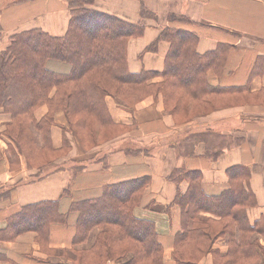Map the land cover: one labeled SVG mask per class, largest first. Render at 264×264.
<instances>
[{
    "label": "crops",
    "instance_id": "crops-1",
    "mask_svg": "<svg viewBox=\"0 0 264 264\" xmlns=\"http://www.w3.org/2000/svg\"><path fill=\"white\" fill-rule=\"evenodd\" d=\"M5 3L8 5L0 9V52L6 50L13 35L23 31L41 29L62 37L69 29L68 0ZM86 7L145 26L143 35L128 43L131 73L161 74L170 43L159 42L152 51L148 48L164 29H185L197 35L200 55L221 50L214 69L208 72V82L231 92L215 97L217 106L213 111L187 124L175 122L161 95L145 99L134 111L121 108L108 97L114 121L131 129L91 152L82 149L76 135L67 134L71 150L60 163L72 161L75 168H83L79 172L67 165L38 177V170L29 169L24 159L21 169L12 172L5 157L0 162V233L7 232L9 220L23 207L59 201L61 211L66 213L76 201L100 197L107 185L147 178L149 186L134 214L156 224L165 262L174 264L175 238L183 226L181 208L172 203L178 191L186 194L189 189L188 182L177 185L171 181V174L179 169L201 172L202 189L210 196L230 189L229 169H248V187L255 204L248 207L247 217L251 225L264 222V0H92ZM182 16L191 23L170 22L171 17ZM50 67L55 70L58 64L51 63ZM162 81V77L152 80ZM46 113V107L37 111L38 121ZM64 124V116L59 114L51 131L57 149L63 146L60 127ZM193 136L200 137L195 146L189 141ZM0 146L6 148L2 140ZM76 222L77 215L71 214L67 224L51 225L45 241H40L35 232L1 239L0 264H75V252L91 249L99 232L93 230L86 244L75 245ZM257 239L264 247V238ZM229 248L226 238L214 244L223 257ZM198 264H213V255L207 254Z\"/></svg>",
    "mask_w": 264,
    "mask_h": 264
},
{
    "label": "trees",
    "instance_id": "trees-1",
    "mask_svg": "<svg viewBox=\"0 0 264 264\" xmlns=\"http://www.w3.org/2000/svg\"><path fill=\"white\" fill-rule=\"evenodd\" d=\"M89 1L68 0L71 19L64 36L31 29L13 35L6 50L0 52V108L12 116V125L5 133L12 172L21 166V159L29 169L40 172L57 164L71 150L65 137L69 132L77 136L87 152L127 133L131 127L114 121L108 97L121 108L134 111L145 99L161 95L175 122L187 124L213 111L217 106L215 97L231 92L208 82V72L214 69L221 50L200 55L197 35L185 29H164L148 48L152 51L159 42L170 43L161 74L131 73L128 42L141 37L145 26L88 9ZM170 22L191 23L184 16L171 17ZM51 63L68 65L70 71H56ZM156 77L163 81L153 83ZM44 105L48 115L36 121L35 112ZM59 113L64 114L66 125L63 146L57 149L51 131ZM199 138L193 136L190 144L195 146ZM82 169L74 167L73 171ZM227 175L230 189L210 196L202 189L201 172L179 169L171 174V181L177 185L184 181L189 184L187 193L178 191L172 203L181 208L183 226L175 238L174 264H198L207 254L213 255V264H264V247L257 239L264 238V222L251 225L247 217L248 207L255 204L248 187L250 173L244 167H233ZM148 186L147 178L107 185L100 197L76 201L66 213L61 211L59 201L23 207L9 220L10 227L0 233V240L35 232L40 241H45L51 225L67 224L70 215L76 214L75 245L86 244L93 230L99 232L91 249L75 252V264H107L124 259L125 264H167L156 224L134 214ZM221 238H226L230 246L226 257L214 249Z\"/></svg>",
    "mask_w": 264,
    "mask_h": 264
},
{
    "label": "rangeland",
    "instance_id": "rangeland-1",
    "mask_svg": "<svg viewBox=\"0 0 264 264\" xmlns=\"http://www.w3.org/2000/svg\"><path fill=\"white\" fill-rule=\"evenodd\" d=\"M9 3V2H8ZM4 5H6V3H5V0H0V9L4 6ZM8 5V4H7ZM6 5V6H7ZM5 7V6H4ZM3 7V8H4ZM16 35V34H15ZM129 43V42H128ZM58 64V67H55V70L56 71H59V72H63V73H69V71H70V66H68V65H65V64H60V63H57ZM32 74H34V73H32ZM52 93H54V90H53V92ZM116 103H118V102H116ZM119 104V103H118ZM15 106H17V104H15ZM43 107H46L47 108V113H46V115L42 118V119H44L47 115H48V112H49V110H48V107H47V105H44V106H41L39 109H37V111H39L41 108H43ZM126 110H129V109H126ZM37 111L35 112V120L37 121L38 120V118L36 117V113H37ZM196 112H200V110L197 108V111ZM59 114H62L63 116H64V114L63 113H59ZM58 114V115H59ZM57 115V116H58ZM56 116V117H57ZM6 119V120H8V121H5V122H1V120L2 119ZM41 119V120H42ZM64 119H65V116H64ZM180 120V119H179ZM24 121H22V123H23ZM12 125V116H11V114H9V113H7V112H5L4 111V109H2V108H0V140H2V142H4V144H5V146H6V148H3V147H1L0 146V154H1V161L6 157L8 160H9V158H10V150H9V146H8V143H7V141H8V138H7V136H6V132H7V130H8V128H10V126ZM65 125H66V119H65V124L62 126V127H60L62 130H63V128L65 127ZM34 129V128H33ZM130 129V128H129ZM35 131V130H34ZM67 134H72V135H75L74 133H72V132H69V133H67ZM67 134H66V138H67ZM126 134V133H125ZM124 134V135H125ZM63 135H64V132H63ZM68 139V138H67ZM69 141V140H68ZM113 142V141H112ZM109 143H111V142H109ZM109 143H107V144H109ZM106 144V145H107ZM100 147H96L94 150H97V149H99ZM83 149V148H82ZM84 150V149H83ZM85 151V150H84ZM91 151H93V150H90L89 152H91ZM70 152V151H69ZM85 152H87V151H85ZM69 155V153H67V155L66 156H64V157H67ZM60 160L61 159H59V160H57V164H54L53 166H51V167H49V168H47V169H44V170H42V172H40L39 170L37 171V173H36V176H40V174H42V175H45V174H49V173H51L52 171H54L56 168H62L63 166H65V167H67V165H68V168L70 169V167H75V164L74 163H72V161H70V162H68V164H66V165H62V163H60ZM0 161V162H1ZM74 162H75V160H74ZM60 163V164H59ZM20 164H21V161H20ZM58 166H61V167H58ZM20 167V168H19ZM19 167H17V168H15V171H19L20 169H21V166L19 165ZM10 168H11V165H10ZM19 168V169H18ZM14 172V171H13ZM75 172V171H74ZM41 175V176H42ZM38 176V177H39ZM69 256V255H68ZM132 256V255H131ZM128 257H130V256H128ZM75 260H77V255H75ZM112 262H114V261H112ZM127 262V260L126 259H124V260H122V261H119V262H114V264H125Z\"/></svg>",
    "mask_w": 264,
    "mask_h": 264
}]
</instances>
